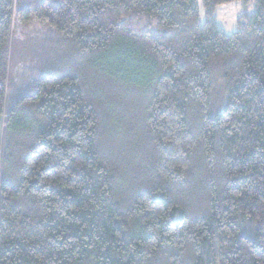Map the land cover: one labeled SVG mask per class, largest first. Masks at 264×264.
<instances>
[{
  "label": "trees",
  "instance_id": "1",
  "mask_svg": "<svg viewBox=\"0 0 264 264\" xmlns=\"http://www.w3.org/2000/svg\"><path fill=\"white\" fill-rule=\"evenodd\" d=\"M226 1L0 0V264H264V0Z\"/></svg>",
  "mask_w": 264,
  "mask_h": 264
},
{
  "label": "rangeland",
  "instance_id": "2",
  "mask_svg": "<svg viewBox=\"0 0 264 264\" xmlns=\"http://www.w3.org/2000/svg\"><path fill=\"white\" fill-rule=\"evenodd\" d=\"M197 6L199 19L203 21L204 11L201 0H197ZM241 11L240 0L223 2L215 8L216 21L226 32H231L235 28V20ZM51 37V30L36 21L16 27L13 31L10 50L9 76L11 83L19 82L23 76L28 74V66L32 60L39 59V50L50 43ZM1 125L2 118L0 117V130Z\"/></svg>",
  "mask_w": 264,
  "mask_h": 264
}]
</instances>
